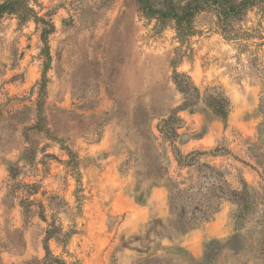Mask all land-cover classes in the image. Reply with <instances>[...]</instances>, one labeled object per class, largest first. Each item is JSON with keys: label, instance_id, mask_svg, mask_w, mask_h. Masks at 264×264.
I'll return each instance as SVG.
<instances>
[{"label": "rangeland", "instance_id": "1", "mask_svg": "<svg viewBox=\"0 0 264 264\" xmlns=\"http://www.w3.org/2000/svg\"><path fill=\"white\" fill-rule=\"evenodd\" d=\"M39 3L46 74L37 25H0V264H264V11L182 47L137 0Z\"/></svg>", "mask_w": 264, "mask_h": 264}, {"label": "trees", "instance_id": "2", "mask_svg": "<svg viewBox=\"0 0 264 264\" xmlns=\"http://www.w3.org/2000/svg\"><path fill=\"white\" fill-rule=\"evenodd\" d=\"M40 0H0V25L2 20L11 15L15 17L20 24L34 22L41 32V40L44 43L45 74L49 69L51 56L49 52V36L54 32L55 26L51 15L41 14L42 5ZM138 6L143 16L156 21L159 26L164 27L167 23H173L176 32V38L181 46L189 43L192 37L202 34L198 27L197 20L203 16H209L213 19L214 28L217 33L225 37L227 41L234 42L240 46L246 45L247 41L255 39L254 33L244 28L245 22L250 11L260 8L264 11V0H137ZM39 8V9H37ZM176 61H173L175 66ZM46 77V76H45ZM174 80L176 84L188 95L186 102L180 108H189L199 99V91L192 83L190 77L174 70ZM47 85L44 80L40 84V95L44 98ZM196 94V95H195ZM196 97V98H195ZM208 105L212 112L226 121L230 110V102L223 95H211L208 97ZM39 114L38 126H41L43 120ZM45 127L38 130L43 131ZM176 133V130H173ZM70 160L67 166L76 168L79 164L78 157L71 149L62 147ZM45 220V217H41ZM49 254V249L46 247Z\"/></svg>", "mask_w": 264, "mask_h": 264}]
</instances>
